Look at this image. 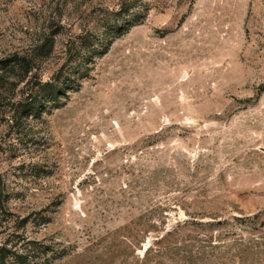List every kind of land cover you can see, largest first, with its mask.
Returning <instances> with one entry per match:
<instances>
[{"label": "rangeland", "instance_id": "1", "mask_svg": "<svg viewBox=\"0 0 264 264\" xmlns=\"http://www.w3.org/2000/svg\"><path fill=\"white\" fill-rule=\"evenodd\" d=\"M1 249L264 264V0H0Z\"/></svg>", "mask_w": 264, "mask_h": 264}, {"label": "trees", "instance_id": "2", "mask_svg": "<svg viewBox=\"0 0 264 264\" xmlns=\"http://www.w3.org/2000/svg\"><path fill=\"white\" fill-rule=\"evenodd\" d=\"M22 62H23V64L26 66L27 69L30 68V67H29V61H27V59H23ZM47 85H49V84H47ZM49 92H52V89H50ZM52 93H54V92H52ZM0 251H1V252H5V250H3V249H1ZM0 264H1V263H0ZM3 264H4V262H3Z\"/></svg>", "mask_w": 264, "mask_h": 264}]
</instances>
